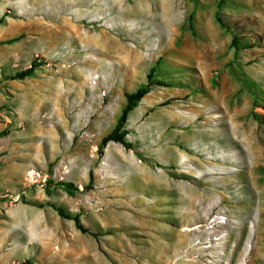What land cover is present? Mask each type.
Listing matches in <instances>:
<instances>
[{
    "label": "rangeland",
    "instance_id": "1",
    "mask_svg": "<svg viewBox=\"0 0 264 264\" xmlns=\"http://www.w3.org/2000/svg\"><path fill=\"white\" fill-rule=\"evenodd\" d=\"M165 1L0 0V264H264V0H172L163 22ZM145 85L132 149L100 150ZM32 129L56 136L24 185ZM18 203L41 217L18 227Z\"/></svg>",
    "mask_w": 264,
    "mask_h": 264
},
{
    "label": "crops",
    "instance_id": "2",
    "mask_svg": "<svg viewBox=\"0 0 264 264\" xmlns=\"http://www.w3.org/2000/svg\"><path fill=\"white\" fill-rule=\"evenodd\" d=\"M54 125V124H53ZM34 129L30 130V132L27 134L26 137V141H29L28 145H26V150L24 153H22V158H24L23 160H20L19 165L21 166V180H20V184H28L27 182H25L24 180H26L28 177L27 175H29V173H36V175L38 173H44L45 170H47L49 168V166L52 163V159H50L49 156L47 155H43L41 153V150L44 149V145L40 146L39 141H50V138H55V134H53L50 131H47V129H44V131H41L39 133V135L35 136L37 133H35ZM41 134V135H40ZM9 141L12 142H17V140L15 139V137H12V139L7 140V142L9 143ZM52 141V140H51ZM56 141V140H54ZM5 144L8 146V144L6 143V140L4 141ZM35 144H32V143ZM35 151V152H34ZM23 154H25L26 156H23ZM52 156V155H51ZM17 164V162H16ZM15 169L17 170L16 165L14 166ZM14 167H12V170H14ZM9 171V172H12ZM12 175V174H11ZM14 176V175H13ZM10 177L11 179V184H15L14 181L15 178L14 177ZM38 178L36 177L34 182H37ZM31 182V181H29ZM33 183V181L31 182ZM5 212L8 214V216L10 217L11 221H13V223H20L17 224L18 227H23L22 226V221L23 222H27L29 219L30 215H36V216H40L41 214L38 213V211H35L33 209H30L29 207H26L25 205H22L20 203L15 204L14 206L8 205L5 209ZM16 234L18 233V229H15ZM9 259H11L9 257Z\"/></svg>",
    "mask_w": 264,
    "mask_h": 264
},
{
    "label": "trees",
    "instance_id": "3",
    "mask_svg": "<svg viewBox=\"0 0 264 264\" xmlns=\"http://www.w3.org/2000/svg\"><path fill=\"white\" fill-rule=\"evenodd\" d=\"M217 21L221 24V26H223L220 19L217 18ZM231 46L232 48H235L236 51L240 49H247L249 47L247 43L240 45V41H238L237 39H233ZM38 67L39 65L36 63V61L32 62L29 68L17 73L13 77V80H25L27 78H31ZM148 92H149V85H145L139 88L136 92L128 94L126 96L127 104L125 108L123 109L120 118L117 121V125L115 129L112 131V133H110L109 135H107L106 137L102 139L100 146H99L100 150H103L111 142L119 143L127 149H132V146L128 144L126 141L127 131L125 130V126H126L129 114L137 106V104L148 94ZM6 134H7L6 132L1 133L0 136H5ZM59 186L65 188L69 192L73 191L72 184L60 183ZM52 207L61 218L74 221L77 229L80 230L82 233L84 234L89 233V231L85 229L84 226L80 223L78 216H73L70 213H66L61 208H57L54 206Z\"/></svg>",
    "mask_w": 264,
    "mask_h": 264
},
{
    "label": "bare ground",
    "instance_id": "4",
    "mask_svg": "<svg viewBox=\"0 0 264 264\" xmlns=\"http://www.w3.org/2000/svg\"><path fill=\"white\" fill-rule=\"evenodd\" d=\"M165 1V0H164ZM172 0H166L165 2H163V4H161V2L159 3V4H161V5H159V6H163L162 7V9H163V11H162V13H161V18H162V20H163V22L165 21V22H167L168 20H167V17L166 16H168V15H170V13H171V10L172 9H174L175 8V2L173 1V2H171ZM127 13V12H126ZM157 17V16H156ZM155 17V18H156ZM147 18V17H146ZM169 23V22H168ZM170 24H171V22H170ZM164 33H165V31H164ZM163 34V33H162ZM149 42V41H148ZM226 224V223H225ZM198 227H194V228H185L184 230L185 231H187V232H192L193 230H196ZM198 243H196L195 245H197ZM208 248V247H207ZM157 254V253H156ZM171 262V261H170ZM188 262V261H187Z\"/></svg>",
    "mask_w": 264,
    "mask_h": 264
},
{
    "label": "built area",
    "instance_id": "5",
    "mask_svg": "<svg viewBox=\"0 0 264 264\" xmlns=\"http://www.w3.org/2000/svg\"><path fill=\"white\" fill-rule=\"evenodd\" d=\"M225 223H227V219L225 216L219 215L216 216L214 218H212L209 222V226L208 229H215L216 225H226ZM214 240H219L218 238L214 239Z\"/></svg>",
    "mask_w": 264,
    "mask_h": 264
}]
</instances>
